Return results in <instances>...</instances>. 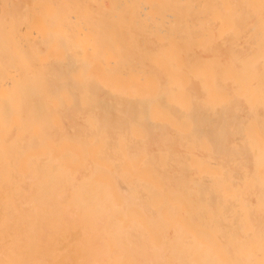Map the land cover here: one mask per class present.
Listing matches in <instances>:
<instances>
[{
  "label": "bare ground",
  "instance_id": "obj_1",
  "mask_svg": "<svg viewBox=\"0 0 264 264\" xmlns=\"http://www.w3.org/2000/svg\"><path fill=\"white\" fill-rule=\"evenodd\" d=\"M3 1L0 264H264V46L228 0Z\"/></svg>",
  "mask_w": 264,
  "mask_h": 264
},
{
  "label": "rangeland",
  "instance_id": "obj_2",
  "mask_svg": "<svg viewBox=\"0 0 264 264\" xmlns=\"http://www.w3.org/2000/svg\"><path fill=\"white\" fill-rule=\"evenodd\" d=\"M14 1H15V2H14ZM19 1H20L21 3H22L23 1L25 2V0H18V1H16V0H11L12 3L8 1V2L12 5V7H11V5H10L9 8H4L2 11H3V12H4V11H11L10 13H12V10H13V13H12V14H17V13L19 14V12H20L19 15H24L26 12L30 13L29 10H32L34 5H37V6H38V5H41L42 3H46V0H44V2H43V0H27V2L29 1V3H30L29 6H28V3H27V2H25V5H24V2H23V4H20V5H21V7H20L21 9L19 10V9H18V6H20V5L18 4ZM231 1H233L232 5L230 4ZM244 1H245V0H228L229 3L227 2L226 4H227V6H228V10H229V12L232 13V12L235 11V13L238 14L237 12H238V9H239V10H240V11H239V15H241L240 12L242 11V6H243L244 4H243L241 7H240V6H237V7H239V8L237 9L236 7H234V5H235L234 3H237V5H238L239 3H243ZM251 1H252V0H251ZM251 1H250V0H249V2H248V0L245 1V2L247 3V5H246V3H245V6H244V7H245V10H244V7H243V10H244L243 15H245V14L247 13V14H246L247 17H245V18L250 17V19H251V16H254L255 14H256L257 16H258V15H259V16H261V15L263 16V15H264V14H263V13H264V8H263V6H264V0H261V2L258 1L260 4L263 3V5H260L259 3H258L259 5H258L257 2H256V3H255V2L253 3V1H252V5H253V6H254V4H256V6H254V7L251 6V4H250ZM256 1H257V0H256ZM4 2H5V1H3V4H4ZM8 2H5V3H6L7 5H9ZM34 2H35V3H34ZM0 3H1V2H0ZM13 3H14V4H13ZM6 4H4V5L7 6ZM33 4H34V5H33ZM233 4H234V5H233ZM14 5H15V7H17L18 10H17L16 8H14ZM22 5L25 6L26 8L23 7ZM230 5L233 6V7H231ZM257 5H258V6H257ZM5 6H4V7H5ZM30 6H31V7H30ZM259 6H262V7L260 8ZM10 7L13 8V9H10ZM252 7H253L255 10H253ZM256 7H258L259 10H258ZM2 8H3V7H2ZM231 8L234 9V10H232ZM247 8H248V9L250 8V9H249L250 11H251V9H252V10L255 11V12H253V11L250 12V11H249V12H250V13H249V12H247V11H248ZM25 9H27V11H24ZM246 10H247V11H246ZM257 10H258V11H257ZM260 11L263 12V13H261ZM33 12H36V11H33ZM36 13H37V12H36ZM235 13H234V14L232 13L231 21H232L233 23L230 25L231 28L229 27L228 35H229V33H231V34H230V35H231L230 37H232V35H233V37H232L231 39L235 38V40H236L239 44H241V46H243L244 48L247 47V48H245V49L249 50L251 45H249V46L243 45L244 43L248 42L249 37H250V39H252L251 41H252V43H253V42H254V39H253V38H255V33L257 32L256 34H257V35L259 34L260 36L258 35V37H257V35H256L257 39L255 40V42H256V41H260L261 38H262V40L264 39V38H263V37H264V29H263V28H264V27H262V28L259 27V26H260L259 24L262 23V22H260V20H262V18H263L264 16L261 17V19H259V17H258L259 20H257L256 15H255L254 18H256V19H255L256 21H254L253 18H252L253 20L251 19V22H252V23H255V24L253 25V24L250 23V19H249V18L246 20L247 22L243 23V22H244V18H243L244 16L242 17V15H241L240 18H239V17H238L239 15L236 16ZM254 13H255V14H254ZM259 13H260V14H259ZM234 16H235V17H234ZM235 18H236V19H235ZM238 18H239L240 21L238 20ZM248 20H249V22H248ZM263 21H264V19H263ZM257 22H258V23H257ZM237 23H239V25H238ZM242 23H243V24H242ZM247 23H249V24L246 25ZM244 24H245L246 27L249 28V29H250V28H253V27H251V25H253L254 28L252 29V31H254V32H252L251 29H250V30L248 29L249 31H247L246 28H243V26H245ZM256 24H258V25H256ZM262 24H264V22H263ZM262 24H261V25H262ZM241 25H242V27H240ZM255 25H256V28H255ZM233 26L238 27V28L235 29V27H233ZM262 26H263V25H262ZM258 27H259V28H258ZM239 28H240V29H239ZM242 28L244 29V32H246L247 34H248V32H250V33L247 35L246 33L243 32ZM257 28H258V29H257ZM237 29H238V30H237ZM245 29H246V31H245ZM232 30H234V31H232ZM239 30H241V31L239 32ZM259 30H260V31H259ZM258 31H259V33H258ZM262 31H263V32H262ZM232 32L235 33V36H234V34H233ZM237 32H238V33H237ZM251 32H252V33H251ZM260 32H261V33H260ZM240 34H241V36L243 35L247 40H246L243 36L241 37ZM250 34H251V36H250ZM246 35H247V36H246ZM253 35H254V37H252ZM261 35H263V37H262ZM248 36H249V37H248ZM251 37H252V38H251ZM240 38H241V39H240ZM229 39H230V38L228 37V40H229ZM231 39L229 40V42L231 41ZM244 40H245V42H244ZM242 41H243L244 43H243ZM255 42L252 44V45L255 44L254 47L251 46L252 48H255L256 45L261 46V47L264 46V43L262 44V42H261L262 45H261V44H260V45H259V44H256V43H260V42H256V43H255ZM263 42H264V41H263ZM250 43H251V42H250V40H249V44H250ZM246 44H247V43H246ZM256 47H257V46H256ZM263 49H264V47H263ZM253 50H254V49H253ZM258 51H259V50H258ZM258 51H256V53H255L256 55H257V52H258ZM262 51H263V52H261V53H264V50H262ZM245 52H246V54H249V53H250V51H245ZM247 52H249V53H247ZM252 52H253V51H252ZM252 52L250 53L251 55L253 54ZM229 53H230V52H229ZM258 53H259V52H258ZM230 54H231V56H232V53H230ZM250 54L248 55V57H249V61H246V62H245V64H248L250 68H248V66L246 67V65L244 64L245 67H246L247 69H249V70H246V69L244 68V71L248 72V73H245V74H247V75L249 74L248 76H251L252 73H253L254 75H252L251 77H253V78L256 79L257 81L263 80V83H264V77L261 78V76H260V78H261L260 80H258L259 78H257V77H259V76H258V75H259V74H258L259 72H260V75H261V72H263L262 76H264V71H262V70L264 69V66H263V65H264V61H263V59H264V54H263V57H262V58H261V56L258 57L259 60H257V59L255 60V58H257V56H254L255 54L253 55L255 58H254L253 56H251ZM259 54H260V53H259ZM261 55H262V54H261ZM231 56H230V57H231ZM258 56H259V55H258ZM251 57H252V58H251ZM253 58H254V59H253ZM232 59H233V58H232ZM232 59H230V61H229V63L231 64V66H230V64H229V66H228V67H229V70H231V71H228V72L231 74V76H232V73L234 72L233 68L235 69V63H234V61H233ZM252 59L255 60L256 63H254V61H252ZM260 59H262V61H261ZM250 61H252V62H250ZM257 61H259V62H257ZM244 65H243V67H244ZM257 67H258V69H257ZM251 72H252V73H251ZM257 74H258V75H257ZM247 75H246V76H247ZM248 76H247V77H248ZM253 78H252V79H253ZM261 82H262V81H261ZM260 85H261V83H260ZM262 85H263V84H262ZM228 93H229V99H230L231 97L233 98V94H234L233 91L230 90ZM258 99H259V98H258ZM231 100H232V99H231ZM260 100H264V99H261V97H260ZM247 101H248V102H247L248 105H247V103H246V104H244V107H245V109H246V110H245V111H246V114H247V115H250V114H249V113H250V100H247ZM260 102H261V101L257 100L256 106L258 105V106H257L258 109L256 108V106H254V107L256 108V110H255V108H253V109H254V111H260V112H262V114H261V117H262V116L264 115V111L261 110V107L264 108V105H263L264 103H262L261 105H259ZM253 109H252V110H253ZM247 110H248V111H247ZM263 110H264V109H263ZM245 111H244V112H245ZM251 114H252V113H251ZM247 115H246V116H247ZM247 117H248V116H247Z\"/></svg>",
  "mask_w": 264,
  "mask_h": 264
}]
</instances>
